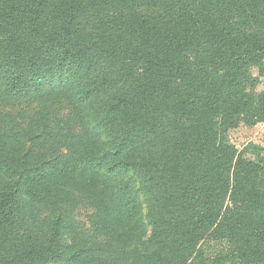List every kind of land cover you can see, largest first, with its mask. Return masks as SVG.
Wrapping results in <instances>:
<instances>
[{"label":"trees","instance_id":"obj_1","mask_svg":"<svg viewBox=\"0 0 264 264\" xmlns=\"http://www.w3.org/2000/svg\"><path fill=\"white\" fill-rule=\"evenodd\" d=\"M256 70L264 0H0V264H264Z\"/></svg>","mask_w":264,"mask_h":264},{"label":"rangeland","instance_id":"obj_2","mask_svg":"<svg viewBox=\"0 0 264 264\" xmlns=\"http://www.w3.org/2000/svg\"><path fill=\"white\" fill-rule=\"evenodd\" d=\"M254 75L258 80L257 91L264 93V73L260 75L259 71H254ZM5 105L0 103V109L4 108ZM18 114L25 118V122H21L20 118H17V123L27 126L31 123L32 115L34 111L38 110L39 104L20 105L18 106ZM40 109V108H39ZM32 113V114H31ZM67 111L59 110L57 112V118L59 123L63 120H67ZM65 123V122H64ZM228 139L232 145H234L239 150L247 149L251 158L254 155H259L264 157V124H258L255 126L241 125L237 129L231 130L228 133ZM252 155V156H251ZM92 211L87 204H82L74 209L71 215H73L74 220L83 228L85 231L90 230L89 216ZM75 223V225H76Z\"/></svg>","mask_w":264,"mask_h":264}]
</instances>
